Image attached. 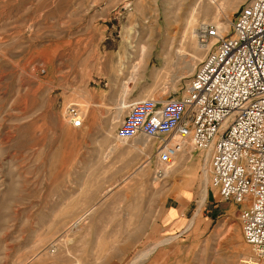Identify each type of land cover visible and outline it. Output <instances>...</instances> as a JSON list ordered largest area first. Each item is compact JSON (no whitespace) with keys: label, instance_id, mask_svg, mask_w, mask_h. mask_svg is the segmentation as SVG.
<instances>
[{"label":"rangeland","instance_id":"rangeland-1","mask_svg":"<svg viewBox=\"0 0 264 264\" xmlns=\"http://www.w3.org/2000/svg\"><path fill=\"white\" fill-rule=\"evenodd\" d=\"M247 1L0 0V264L252 257L200 150L185 146L159 178L147 152L114 137L120 100L179 96L210 47L199 32L226 34ZM173 201L194 216L171 220Z\"/></svg>","mask_w":264,"mask_h":264},{"label":"built area","instance_id":"built-area-1","mask_svg":"<svg viewBox=\"0 0 264 264\" xmlns=\"http://www.w3.org/2000/svg\"><path fill=\"white\" fill-rule=\"evenodd\" d=\"M198 37L210 47L182 93L133 100L114 137L147 152L144 163L159 178L185 146L200 150L211 187L238 206L251 264H264V0L243 3L226 34L206 25ZM66 113L82 125L77 106Z\"/></svg>","mask_w":264,"mask_h":264},{"label":"crops","instance_id":"crops-1","mask_svg":"<svg viewBox=\"0 0 264 264\" xmlns=\"http://www.w3.org/2000/svg\"><path fill=\"white\" fill-rule=\"evenodd\" d=\"M192 201H173L167 206L168 215L171 220H179L183 216L193 217L195 209L193 210ZM191 213V214H190Z\"/></svg>","mask_w":264,"mask_h":264},{"label":"bare ground","instance_id":"bare-ground-1","mask_svg":"<svg viewBox=\"0 0 264 264\" xmlns=\"http://www.w3.org/2000/svg\"><path fill=\"white\" fill-rule=\"evenodd\" d=\"M213 1V0H212ZM215 1V0H214ZM216 27L218 28V30L222 33L225 29H223V28H219L217 25H216ZM177 56H178V58L180 57L181 58V54H177ZM189 70H192V67H190L189 68ZM148 98V97H147ZM138 99H143V98H138ZM138 99H135V100H138ZM119 105H120V109H124V108H127L128 106H129V103L128 102H125L124 101V99L122 98V100H120V102H119ZM146 140H142V141H140V144H143L144 142H145ZM185 150V148L181 151V152H183ZM180 152V153H181ZM179 153V154H180ZM178 154V155H179ZM177 155V156H178ZM207 161V160H206ZM207 165V164H206ZM206 166H204V168H203V176H204V178H207V167L205 168ZM206 193H207V191L206 190H204V193H203V196H202V198H201V201H200V206L204 203V201H205V198H206ZM154 248V247H153ZM145 253H147V252H145ZM250 256H248V257H245V258H243V263L244 264H251L252 263V259L251 258H249Z\"/></svg>","mask_w":264,"mask_h":264}]
</instances>
